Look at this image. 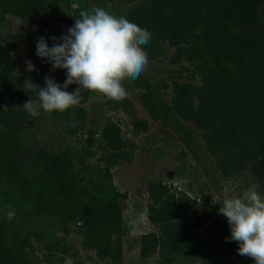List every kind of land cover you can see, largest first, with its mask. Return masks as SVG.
<instances>
[{
	"label": "trees",
	"instance_id": "16d2710c",
	"mask_svg": "<svg viewBox=\"0 0 264 264\" xmlns=\"http://www.w3.org/2000/svg\"><path fill=\"white\" fill-rule=\"evenodd\" d=\"M32 1L0 0V20L6 12L26 17ZM260 1L261 12L254 0H144L127 19L151 33L150 43L143 46L148 56L153 55L157 40L164 41L198 78V85L174 82L169 107L144 83L163 120L187 147L189 123L200 129L205 149L223 176L248 164L264 191V0ZM24 89L15 85L11 63L0 61V213L7 219L6 213L15 211L9 220L12 226L0 219L4 264H22L8 245L15 229L25 234L22 247L29 245L28 234L35 229L36 239L43 241L51 229L67 234L71 226L79 229L85 248L115 260L121 249L118 197L124 193L112 185L109 167L127 158L118 127L105 124L100 148L109 151L103 165L93 170L82 161V146L63 144L54 152H32L21 143L18 120L10 118L31 92ZM145 126L142 120L141 129ZM146 191L145 216L151 224L185 216L196 208L192 196L160 182H148ZM213 237L205 238L204 248L216 247ZM158 240L154 232L141 234V256L154 252Z\"/></svg>",
	"mask_w": 264,
	"mask_h": 264
},
{
	"label": "rangeland",
	"instance_id": "374dc122",
	"mask_svg": "<svg viewBox=\"0 0 264 264\" xmlns=\"http://www.w3.org/2000/svg\"><path fill=\"white\" fill-rule=\"evenodd\" d=\"M142 1L33 0L26 17L6 12L0 20V61L11 63L15 85L20 89L43 87L45 75L62 85L66 70L50 71L51 65L46 59L35 54L37 38L44 37L51 47L54 43L51 38L66 34L81 11L93 6L103 7L116 16L127 18L130 10ZM259 1L254 0L255 8L263 4ZM261 9L256 10L261 12ZM152 47L154 53L148 56L146 70L134 81L124 82L127 96L121 100L85 90L80 103L63 112L41 111L38 117H32L22 107L14 113L18 116H10L18 120L19 138L22 144H28L30 151L54 152L63 144L76 149L82 146L81 157L90 167L88 170L103 165L109 150L100 148L104 144L102 132L105 124L111 122L119 129L127 157L109 167L112 185L124 193L118 197L121 249L115 260L98 257L85 248L79 229L71 226L67 234L51 229L43 241L36 239L35 229L28 234L29 245L22 247L19 245L25 234H18L15 229V237L8 245L22 264H254L246 262L250 257L238 254L235 241L225 239L230 237L229 227L226 217L218 213L220 205L216 202L222 201L225 193L236 197L250 189L264 198L263 188L248 164L223 176L215 167L214 156L205 149L200 129L189 123L191 135L187 147L179 133L163 120L161 109L144 83L149 84L169 107L174 82L198 85L199 81L196 75H191L185 60L177 58L172 46L157 40ZM26 61H31L37 70L28 71ZM162 83L165 87H160ZM77 87L71 84L67 91ZM27 94L28 100L32 93ZM142 120L146 122L144 129H141ZM150 181L165 184L172 191L186 192L195 199V210L170 221L151 224L145 216L149 200L146 187ZM206 212L210 213L204 217ZM0 219L12 226L2 213ZM145 232H154L159 240L154 252L141 256L139 240ZM207 236H214L216 247L213 249L203 247ZM44 244L51 249H45ZM3 246L0 242V264H4Z\"/></svg>",
	"mask_w": 264,
	"mask_h": 264
},
{
	"label": "clouds",
	"instance_id": "9594fccd",
	"mask_svg": "<svg viewBox=\"0 0 264 264\" xmlns=\"http://www.w3.org/2000/svg\"><path fill=\"white\" fill-rule=\"evenodd\" d=\"M66 34L53 36L51 47L44 37H38L35 54L51 65L50 71L63 69V84L45 75V85L31 89L30 98L21 106L32 117L41 111L63 112L80 103L82 91L102 94L112 100L127 96L124 82L134 81L147 68L149 59L145 45L151 33L124 16H116L103 7L93 6L81 11ZM28 71H36L31 61H26ZM78 87L69 92L68 86ZM200 203V200L197 201ZM218 213L227 219L230 237L235 241L241 256L252 258L254 264H264V198L254 189L242 196L231 197L225 193L218 200ZM15 211L6 213L8 220Z\"/></svg>",
	"mask_w": 264,
	"mask_h": 264
}]
</instances>
